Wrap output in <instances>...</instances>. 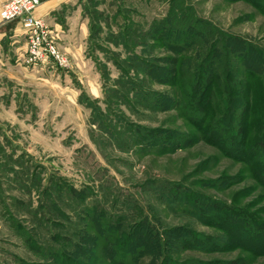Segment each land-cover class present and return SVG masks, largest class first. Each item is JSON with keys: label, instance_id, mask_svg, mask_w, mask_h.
Segmentation results:
<instances>
[{"label": "rangeland", "instance_id": "1", "mask_svg": "<svg viewBox=\"0 0 264 264\" xmlns=\"http://www.w3.org/2000/svg\"><path fill=\"white\" fill-rule=\"evenodd\" d=\"M75 2L0 85V264H264V0Z\"/></svg>", "mask_w": 264, "mask_h": 264}, {"label": "crops", "instance_id": "2", "mask_svg": "<svg viewBox=\"0 0 264 264\" xmlns=\"http://www.w3.org/2000/svg\"><path fill=\"white\" fill-rule=\"evenodd\" d=\"M76 0H41L40 5L34 12V16L43 19L51 30L56 46L61 53H78L82 48L77 45L80 37L84 38L89 32V21L81 18V10ZM3 0H0V8ZM63 48H62V44ZM27 40L21 24L17 21L0 25V85L6 77L11 79L10 70L15 68L24 77L34 76L30 74L24 63L26 57ZM62 49V50H61ZM76 52H75V51ZM50 64V63H49ZM60 67L61 71L68 69ZM35 69V68H34ZM34 70H32V73ZM6 93V94H5ZM11 92H1L0 103L8 108L10 106ZM18 92L14 94V101L18 103ZM5 108V109H6ZM18 108L16 112H18ZM5 111H3L4 113Z\"/></svg>", "mask_w": 264, "mask_h": 264}, {"label": "built area", "instance_id": "3", "mask_svg": "<svg viewBox=\"0 0 264 264\" xmlns=\"http://www.w3.org/2000/svg\"><path fill=\"white\" fill-rule=\"evenodd\" d=\"M41 0H3L0 8V25L17 21L21 24L26 40L24 63L34 69L40 64L54 62L62 68L67 59L58 50L54 37L43 19L34 16Z\"/></svg>", "mask_w": 264, "mask_h": 264}, {"label": "trees", "instance_id": "4", "mask_svg": "<svg viewBox=\"0 0 264 264\" xmlns=\"http://www.w3.org/2000/svg\"><path fill=\"white\" fill-rule=\"evenodd\" d=\"M92 30V29H91ZM95 32V30H92V32H91V34L92 33H94ZM215 51V50H214ZM213 51V52H214ZM211 56V55H210ZM199 81V80H198ZM195 84H197L196 82H195ZM195 84H194V90H195V92H198V89H199V87H197V86H195ZM188 102H190L189 100H188ZM232 115H234V113L233 114H230V116H232ZM233 119H234V116H233ZM240 120H239V123H242L243 121L241 120V118H239ZM234 121H236V120H234ZM216 130H213V132H214V134H216L217 132H215ZM242 132V129L239 127V130H238V137H239V135H240V133ZM219 141H221L220 139H218ZM174 143V142H173ZM256 147L258 148V149H260L261 151H263L264 152V141L262 140V139H260V140H258L257 142H256ZM264 175V174H263ZM263 175H262V178H263ZM112 229L113 230H116L117 228H110L109 230H110V232L108 231V233H111L112 232ZM246 230L247 231H249V232H255V234H257L256 236H258V237H261V238H263L264 239V224H257V225H255V226H253L252 227V225H250V223H249V226L248 227H246ZM129 236H130V234H129ZM129 236L127 237V239L128 240H126V243H128L129 242ZM260 242V241H259ZM125 248V247H124ZM123 253V252H122ZM128 254L130 255V253L128 252ZM115 256V255H114ZM62 258V260H60V262H61V264H64L63 263V261H65V264H68V263H70L71 261L70 260H68V258L67 257H63V256H61ZM113 258V257H112ZM114 262L116 263V260H114ZM230 264H236L235 262H231Z\"/></svg>", "mask_w": 264, "mask_h": 264}]
</instances>
